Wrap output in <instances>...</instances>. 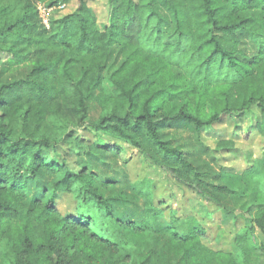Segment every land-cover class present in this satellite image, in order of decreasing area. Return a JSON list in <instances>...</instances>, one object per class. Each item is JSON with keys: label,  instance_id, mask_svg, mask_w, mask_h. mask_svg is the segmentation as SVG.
Masks as SVG:
<instances>
[{"label": "trees", "instance_id": "trees-1", "mask_svg": "<svg viewBox=\"0 0 264 264\" xmlns=\"http://www.w3.org/2000/svg\"><path fill=\"white\" fill-rule=\"evenodd\" d=\"M36 1L0 0V57L18 65L34 56L25 76L0 79V264H65L59 239L67 230L72 250L108 251L99 264H264V145L241 171L191 161L239 155L235 131L264 140V0H107L103 24L88 0H77L47 27ZM242 37L256 51L247 54ZM225 119L233 131L209 145L204 132ZM126 150L146 167L130 187L87 163L68 168L71 154L100 153L86 160L108 166L103 159ZM154 171L192 198L174 206ZM58 174L32 197L31 183ZM129 196L141 200L131 219L112 207ZM203 203L248 215L228 248L211 245ZM165 212L172 222L154 229Z\"/></svg>", "mask_w": 264, "mask_h": 264}, {"label": "rangeland", "instance_id": "rangeland-1", "mask_svg": "<svg viewBox=\"0 0 264 264\" xmlns=\"http://www.w3.org/2000/svg\"><path fill=\"white\" fill-rule=\"evenodd\" d=\"M49 0H37L36 1V8L38 7H45L46 4L48 3ZM89 6L94 10L96 13L98 22L100 24H103L107 20V14H108V6H107V0H88L87 1ZM77 0H72L68 5L65 7H58V5H63V4H58L57 6H54L55 8L53 9L54 11L49 14V17L52 16V14H65L66 12L71 11L74 9V7L77 6ZM41 16V19L43 17L49 19L47 15H44L43 12L39 9L38 10ZM42 22V20H41ZM241 48L247 53L250 54L253 51H256L258 46L255 44V42L247 37H242L241 38ZM34 56L33 54H30L29 57L23 59L20 64L16 65L14 63L13 65H8L9 57L8 56H2L0 57V79L3 80H11L13 78L19 77V76H25L26 70L29 65V60L32 59ZM113 60L116 61L118 60L117 52H114L113 54ZM4 71V72H2ZM97 109L94 107H91V118H95L97 115ZM237 119V124L242 127V129H245L248 125V119H243L240 120ZM230 129H233V125L226 122V119L223 120L220 123L214 124L211 126L209 129H207L204 133H209V136L206 138V142L213 146L214 144V138L219 137V136H226L229 137V132ZM233 131V130H232ZM87 137L89 139H93V137L90 134H87ZM233 139L236 141V146L239 148V155L234 156L231 153H225V152H215V153H207L205 155H202L198 158H193L191 159L193 164H198V163H205L207 164L210 168L218 171L219 170V163L224 165V166H229L235 171H241L243 170L248 163L250 162L248 159L249 158H255L258 157L261 153V149L264 145V140L257 134L255 133H250V135L246 136L244 132L242 131H235L233 134ZM98 152V151H97ZM101 155L96 154V155H91L89 158L92 160L97 159L98 156ZM219 155V156H218ZM102 156V155H101ZM130 159V163L126 165L124 163V158ZM218 157V159H217ZM88 157L84 159H81L78 156H75L73 154L67 156V162H68V168L70 170H77L79 165L82 163H87L89 168L92 170H95L97 173L100 170H107L110 173L107 175H110L112 178H116L119 181H121L124 185L127 187L135 181V179L139 176V174L142 172L143 168H146L143 166V161L141 158H138V155L135 153L133 150H126L122 154H112L111 156L106 157L103 159L104 162L108 164H97L96 163H90V161H87L86 159H89ZM100 174V173H99ZM101 175V174H100ZM63 174H58L57 176L53 177L52 180L45 177H39L43 180L38 181V182H33L31 185H33V189L31 187L32 197H37L40 195L42 190L40 189L41 185H45V188H50L52 186L53 181L56 179H61ZM153 176L155 179H157L159 185L162 184V191L165 193L172 192L174 193L175 198L170 199L171 203L174 206H179L182 204V202L189 201V197H191V194L189 192H185L183 188H181L178 184L174 183V181L166 175L164 172L161 171H154ZM223 182L230 188H236L238 186V177L236 176H231V175H225L223 177ZM163 184H165L163 186ZM126 187V188H127ZM130 187V186H129ZM130 193V189L127 188ZM31 191V190H30ZM51 191V190H50ZM131 194V193H130ZM31 194L26 198L25 203L27 205L31 204ZM199 199L195 201L197 203ZM206 208L210 211V216L208 219H206V224H207V234L208 238L210 240V243L213 247L216 248H228L229 246V241L231 237L244 229L246 222L245 220L248 218V215L245 212H241L240 210L236 209L234 213L229 214L228 216H225L224 213L221 212V210H218L214 208L211 204H205L203 203ZM141 205V200L137 198H133L132 196L128 197L127 201L112 204V207L114 208L115 212L118 214V216L122 218H134L136 216L134 215H129L130 211H133L136 207ZM198 214L201 215V212L198 211ZM196 213V214H197ZM197 214V215H198ZM171 218H170V213L165 212L164 216L161 218H157L153 220V228L157 229L162 226H167L171 223ZM67 235H70V230L65 231L62 233L59 239L60 243V249L62 250V258L65 264H99L100 261L107 255V252H99L100 250L98 249L95 252H85L84 250H79L80 245H76L78 249L72 250L70 246H68V238ZM216 236L214 239L213 236ZM259 241H262V236L259 234V232L255 231L254 234ZM219 236V237H218ZM219 238V239H218Z\"/></svg>", "mask_w": 264, "mask_h": 264}, {"label": "built area", "instance_id": "built-area-1", "mask_svg": "<svg viewBox=\"0 0 264 264\" xmlns=\"http://www.w3.org/2000/svg\"><path fill=\"white\" fill-rule=\"evenodd\" d=\"M58 7L59 8L63 7V5H58ZM54 8H55L54 6H45V7H42V8L38 7L37 10L40 9L43 12L44 15H47L49 17V14L54 11L53 10ZM38 13H39V11H38ZM39 17L41 19L40 13H39ZM49 19H50V17H49ZM49 19L43 17V19H41L42 20V24H44L47 27L48 24H49Z\"/></svg>", "mask_w": 264, "mask_h": 264}]
</instances>
